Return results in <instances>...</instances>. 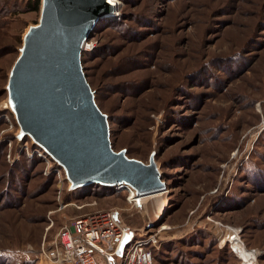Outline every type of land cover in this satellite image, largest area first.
<instances>
[{"label": "rangeland", "instance_id": "obj_1", "mask_svg": "<svg viewBox=\"0 0 264 264\" xmlns=\"http://www.w3.org/2000/svg\"><path fill=\"white\" fill-rule=\"evenodd\" d=\"M26 1L0 0V264H58L59 229L109 208L157 233L153 264H264V0H119L97 21L81 60L112 148L154 152L165 182L139 209L110 186L70 190L16 137L6 85L41 8Z\"/></svg>", "mask_w": 264, "mask_h": 264}, {"label": "water", "instance_id": "obj_2", "mask_svg": "<svg viewBox=\"0 0 264 264\" xmlns=\"http://www.w3.org/2000/svg\"><path fill=\"white\" fill-rule=\"evenodd\" d=\"M112 11L107 0H41L39 20L24 33L9 72L7 100L16 137L27 136L61 166L70 190L126 183L144 195L165 189L155 153L143 162L112 148L108 115L82 66L84 41Z\"/></svg>", "mask_w": 264, "mask_h": 264}, {"label": "built area", "instance_id": "obj_3", "mask_svg": "<svg viewBox=\"0 0 264 264\" xmlns=\"http://www.w3.org/2000/svg\"><path fill=\"white\" fill-rule=\"evenodd\" d=\"M118 1L112 0L109 2L113 5L114 15L118 13L120 5ZM86 42L88 40L84 41V46ZM83 45L82 51L92 47V45H89L90 47L83 49ZM261 127L264 129V122ZM31 147L34 150L26 147V152L29 155L36 153L35 155L44 157L49 162L56 164L42 148L33 142ZM57 166L59 167V177H61V170L66 179L64 169L58 164ZM111 187L116 193L124 194L130 208L139 209L145 204L141 200L142 197L138 196L129 184L118 183ZM128 234L131 237L120 255V264H153V248L161 244L160 237L157 233H147L143 228L135 229L125 225L116 208L87 213L64 224L57 233V246L54 248L53 255L54 261L58 264H112L111 257L118 255L122 241ZM230 248L238 256L231 242Z\"/></svg>", "mask_w": 264, "mask_h": 264}, {"label": "bare ground", "instance_id": "obj_4", "mask_svg": "<svg viewBox=\"0 0 264 264\" xmlns=\"http://www.w3.org/2000/svg\"><path fill=\"white\" fill-rule=\"evenodd\" d=\"M108 2H110V1H112V0H107ZM118 3H119V1H118ZM114 12H109L107 15H111V16H113L114 14H113ZM107 18V17H106ZM85 45L87 46L88 44H86L85 43ZM84 45H83V49H84ZM86 49V48H85ZM4 107L5 108H8L9 107V103H8V101L6 102V104L4 105ZM18 132H19V129H18ZM17 132V133H18ZM69 183V182H68ZM161 192H163V190H160V191H157V192H153V193H149V194H144V195H140L141 197H142V201H143V203H147L148 201H149V199L151 198V196L154 198L155 196H158V195H161ZM139 196V195H138ZM151 200V199H150ZM161 211H162V207H161V209H160ZM146 214V213H145ZM218 226V225H217ZM216 226V227H217ZM168 226H166V225H162L161 226V228H167ZM218 228V227H217ZM225 229V228H224ZM229 231L230 232H227L226 234H228L227 235V238L228 239H230L231 241H232V243L236 246V249H237V251H239L241 254H243L244 256H246L247 257V255H249L248 253H247V251L246 250H244L243 249V247H242V244H241V241H240V239H239V236L237 235L238 233H236L235 231H232L231 229H229ZM216 232V231H215ZM224 234V233H223ZM222 234V235H223ZM221 235V236H222Z\"/></svg>", "mask_w": 264, "mask_h": 264}, {"label": "trees", "instance_id": "obj_5", "mask_svg": "<svg viewBox=\"0 0 264 264\" xmlns=\"http://www.w3.org/2000/svg\"><path fill=\"white\" fill-rule=\"evenodd\" d=\"M40 4H41V0H27L25 5H24V9L26 11H35V10L39 9ZM83 187H88V188L99 187L102 189L103 188H110V187H106V186L99 185V184H92V185H87V186H83ZM153 253H154V250H153Z\"/></svg>", "mask_w": 264, "mask_h": 264}, {"label": "crops", "instance_id": "obj_6", "mask_svg": "<svg viewBox=\"0 0 264 264\" xmlns=\"http://www.w3.org/2000/svg\"><path fill=\"white\" fill-rule=\"evenodd\" d=\"M112 264H120L121 258L120 255H116L114 257H111Z\"/></svg>", "mask_w": 264, "mask_h": 264}]
</instances>
